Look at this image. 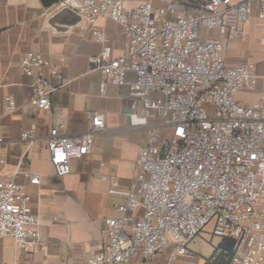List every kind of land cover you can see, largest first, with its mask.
<instances>
[{
	"label": "built area",
	"instance_id": "built-area-1",
	"mask_svg": "<svg viewBox=\"0 0 264 264\" xmlns=\"http://www.w3.org/2000/svg\"><path fill=\"white\" fill-rule=\"evenodd\" d=\"M256 3L264 36V0H58L54 5L74 11L80 28L104 44L90 59L91 71L116 86L125 85L128 72L134 74L127 88L142 113L131 118L146 131L132 185L122 193L124 202L114 206L118 216L104 219V246L85 264H152L159 255L173 264L211 222L215 235L234 241L229 264H264V91L249 106L236 99L240 89H254L259 80L264 86V76L253 63L227 67L222 55L224 42L242 38L240 25L250 21ZM99 19L111 20L128 35L123 55L112 57L104 32L95 27ZM20 68L34 78L32 106L50 110L51 94L62 87L58 69L36 53H27ZM2 106L9 114L16 107L11 97ZM103 128V115L91 113L81 132L50 129L46 147L56 177L67 176L70 161L90 153L93 135ZM20 140L27 147L18 166L26 161L33 130ZM1 144L0 139V151ZM4 164L0 154V169ZM17 174L0 180V237L29 250L40 243L41 219L31 211ZM23 175L39 184L37 175ZM116 186L111 182L108 193L119 194Z\"/></svg>",
	"mask_w": 264,
	"mask_h": 264
},
{
	"label": "crops",
	"instance_id": "crops-1",
	"mask_svg": "<svg viewBox=\"0 0 264 264\" xmlns=\"http://www.w3.org/2000/svg\"><path fill=\"white\" fill-rule=\"evenodd\" d=\"M257 6H253L250 21L240 25L242 38L224 42L222 55L227 67L254 62L255 72L263 76L256 64L264 56ZM55 11V6L46 7L40 0H0V154L5 159L0 180L18 173L16 182L23 185L30 197L31 211L41 219V240L34 249H22L12 238L0 237V264H85L90 256L99 253L106 241L103 221L118 216L114 206L124 202L122 193L129 190L138 170L137 150L146 144L145 128L131 118L142 113L140 102L130 96L127 88L134 74L128 72L125 85L116 86L99 72L91 71L90 59L101 52L104 44L79 24L64 31L51 27L48 20ZM95 27L104 32L112 57L126 52L129 37L121 26L99 19ZM211 34L219 37L216 31ZM27 53L39 54L60 72L62 87L51 94L48 111L38 110L30 103L34 78L20 68ZM43 75L50 77L47 69ZM52 81L60 83L58 79ZM263 91L259 80L254 89H240L236 99L249 106L260 99ZM6 97L15 101L11 114L2 106ZM91 113L103 115V130L93 135L90 153L80 160H71L67 176L56 177L46 147L50 129L58 125L60 132H81ZM31 130L34 140L26 161L18 166L27 147L20 136ZM25 172L37 175L39 184H30ZM113 181L117 182L119 194L108 193ZM195 244L198 242L193 241L187 254L173 264L193 262L194 257L196 264H203L202 257L207 255H198ZM152 264H165L163 255Z\"/></svg>",
	"mask_w": 264,
	"mask_h": 264
},
{
	"label": "rangeland",
	"instance_id": "rangeland-1",
	"mask_svg": "<svg viewBox=\"0 0 264 264\" xmlns=\"http://www.w3.org/2000/svg\"><path fill=\"white\" fill-rule=\"evenodd\" d=\"M206 33V32H205ZM211 33H214L211 32ZM264 56H262V60L258 61L257 64V68L262 72V75L264 76ZM254 63V62H253ZM213 223H209L205 229L199 233L198 237L194 240L196 242H198V244H195V246L197 247V253L200 256H205L206 258H203V264L206 263L207 258L210 257L213 252L215 251V249L218 247L219 243L221 242L222 238L220 236H217L214 234L213 232ZM209 246H212L213 249L209 250ZM196 251V250H195ZM191 262V261H190ZM185 262L183 264H196V257L193 258V262Z\"/></svg>",
	"mask_w": 264,
	"mask_h": 264
},
{
	"label": "water",
	"instance_id": "water-1",
	"mask_svg": "<svg viewBox=\"0 0 264 264\" xmlns=\"http://www.w3.org/2000/svg\"><path fill=\"white\" fill-rule=\"evenodd\" d=\"M44 6L52 7L58 0H40ZM81 22V17L77 15L74 11L63 8L56 10L54 14L49 18L48 24L58 31H64L68 27L77 25Z\"/></svg>",
	"mask_w": 264,
	"mask_h": 264
},
{
	"label": "trees",
	"instance_id": "trees-1",
	"mask_svg": "<svg viewBox=\"0 0 264 264\" xmlns=\"http://www.w3.org/2000/svg\"><path fill=\"white\" fill-rule=\"evenodd\" d=\"M234 247V241L229 238H222L213 254L205 264H229Z\"/></svg>",
	"mask_w": 264,
	"mask_h": 264
}]
</instances>
